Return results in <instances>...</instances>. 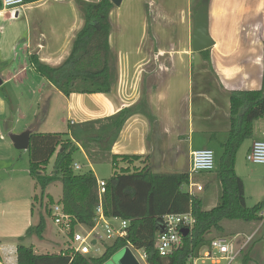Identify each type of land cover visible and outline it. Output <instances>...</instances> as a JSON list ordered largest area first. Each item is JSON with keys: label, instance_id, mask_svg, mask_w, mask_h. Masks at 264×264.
<instances>
[{"label": "crops", "instance_id": "crops-1", "mask_svg": "<svg viewBox=\"0 0 264 264\" xmlns=\"http://www.w3.org/2000/svg\"><path fill=\"white\" fill-rule=\"evenodd\" d=\"M80 1L99 0H40L18 9L1 7L0 65L8 66V79L4 82L14 81L24 87L29 98L35 95L30 98L27 112L21 114L25 121L22 128L16 131L12 126L8 135L24 131L45 133L41 130L51 119L59 126L68 122L69 127L67 131L53 133L69 132L72 126L85 123H91L97 131L106 129L121 110L134 108V114L110 147L102 151L89 144L93 150L106 152L110 157L140 156V163L147 157V164L141 168L148 165L153 173L189 174L192 153L211 149L209 144L217 134H228L229 94L262 88L264 0H208L213 46L205 53L191 49L196 13L192 8L198 0H127L128 6H114L109 15L110 93L65 97L45 79L35 76L30 58L35 56L49 67H58L68 58L75 36L84 24ZM144 6L154 13L151 25L157 35L158 53L151 54L140 46L148 37L144 33L148 29L143 20ZM130 9L132 19L127 15ZM134 12L139 15L134 17ZM20 41L23 44L19 46ZM48 95H52L49 100ZM43 104L46 111L42 117ZM263 123L264 117L253 123L251 138L242 144L248 142L247 150L253 142L264 140V131L260 129ZM5 134L0 123V264H16V255L11 252L29 239L18 240L34 224L32 199L37 185L28 167L14 166V147ZM78 149L84 156L89 153ZM119 167L127 166L121 163ZM235 172L243 180L246 197L245 179L251 178L242 170L238 154ZM27 177L34 182L33 186ZM189 183L205 189V185L193 182L190 175ZM258 203L264 204V200ZM261 215L257 229L241 235L262 229L263 211Z\"/></svg>", "mask_w": 264, "mask_h": 264}, {"label": "trees", "instance_id": "trees-1", "mask_svg": "<svg viewBox=\"0 0 264 264\" xmlns=\"http://www.w3.org/2000/svg\"><path fill=\"white\" fill-rule=\"evenodd\" d=\"M38 1L24 0V4ZM113 7L109 0L79 2L84 24L75 36L68 58L60 66L49 67L31 56L30 63L37 75L65 97L71 94L110 93L112 53L109 15ZM229 105V130L227 138L220 144L221 153L216 157L214 172L219 193L214 208L202 209V201L182 189L189 183L188 173L158 174L146 166L130 168L129 165H134L142 158L111 155L112 167L117 171L105 181L101 205L107 218L127 222L126 235L105 245L102 255L96 258L75 253L69 247L59 253L36 254L31 246L18 244L16 264H105L127 246L143 252L147 264H188V258L197 256L199 250L212 239L228 236L227 226L234 225V222L260 223L264 204L258 203L251 207L246 204L243 180L235 172V159L241 145L251 138L253 123L264 117V41L262 88L232 91ZM134 112V108L121 110L110 120L106 129L97 131L91 128V123H85L72 126L65 133H30L26 151L29 175L39 187L41 199L50 184L60 182L62 193L57 203L72 219L69 238L77 225L85 228L94 226L95 210L99 205L97 179L91 171L74 172L73 153L79 150L78 147L88 150L87 144H93L102 151L108 149ZM144 159L147 160V157ZM51 160V170L47 173ZM121 163L127 167L120 168ZM46 198L49 206L55 204L50 195H46ZM187 212H191L194 219L190 235L183 238L179 250L161 257L154 244L162 218L168 214ZM47 214L50 216L49 209ZM45 227L46 219L41 215L37 223L30 226L25 236L18 240L21 242L30 235L42 239ZM247 263V256H243V264Z\"/></svg>", "mask_w": 264, "mask_h": 264}, {"label": "rangeland", "instance_id": "rangeland-1", "mask_svg": "<svg viewBox=\"0 0 264 264\" xmlns=\"http://www.w3.org/2000/svg\"><path fill=\"white\" fill-rule=\"evenodd\" d=\"M200 0L196 1L193 4V14L196 12V9L200 5ZM122 6H128L127 0H123ZM144 21L147 22L148 29L144 30V33L148 37L145 39L141 46V48H144V51H148L151 54L152 53H158V46H157V39L155 34V29L152 27L151 22L154 18V13L152 12L151 8L144 6ZM14 14V12H13ZM129 19H132V9L128 12ZM136 15H139L138 13L134 12V17ZM161 15V14H159ZM181 14H179V21H181ZM161 20H163L162 17H160ZM145 22V23H146ZM1 33V32H0ZM23 44V41L19 42V46ZM161 47V46H160ZM20 54V53H19ZM142 54V53H141ZM146 54V52H145ZM143 55V54H142ZM25 61V60H24ZM28 63V61L26 62ZM8 66L0 65V78L4 82L8 79V74L6 71ZM38 77V75H35ZM29 92H27L24 87L17 86L14 81L10 83H3L0 86V123L3 127V130L5 131V136L8 138V131L9 129L14 126L16 131H19L22 126L24 125L25 121L23 120V116L21 115L23 112L26 113L28 109V103L30 101V98L33 99L35 95H30L29 98ZM36 95H39L38 93ZM52 95H48V100L50 99ZM47 100V98H46ZM44 105V106H43ZM40 109V114L43 117L45 115V107L46 105L43 104ZM17 110L18 113L17 114ZM20 110V111H19ZM66 124V125H65ZM62 126H59L56 120H50L48 125L42 128L41 131H44L45 133L49 132H63L65 129L69 128L67 127L68 122H66ZM80 126V125H77ZM263 131H264V123L261 125ZM66 129V131H67ZM227 137V134H217V138L213 139L209 147L213 150L215 153V156L218 157L221 153V147L220 144L225 141ZM201 141V140H200ZM248 142L244 145H241L239 148L237 154H238V161L241 164L242 170L248 175L251 179H245V183L247 184V194H246V204L251 207L254 206L257 201L260 199L264 200V165H257V164H251L246 161V154L248 152L247 150ZM90 147V148H89ZM199 146L198 148H200ZM203 147H206L204 145ZM13 148V147H12ZM88 152L85 154H81V152L75 151L73 153L72 159L73 163L78 164L81 166L80 173H86L91 171L95 178L100 181H108L114 171H117L112 167L110 155H107L105 153H97L94 151L93 146L87 144ZM12 152L15 154V162L14 166L19 169H26L28 167V156L27 154L22 150H16L15 148L12 149ZM53 161L51 160L49 163V166L47 168V173L50 172L51 166ZM147 164L146 160L144 159L143 162H135L134 165H129L130 168H141V165ZM126 166V165H125ZM148 167V165H146ZM75 173H78V171H74ZM190 178L193 182H199L203 185H205V189L202 192H198L195 190H191L194 195L199 197L202 200V209L204 210H210L214 208L217 205L218 201V193H219V187L217 185L215 172H198V173H191L189 172ZM25 179V178H24ZM26 180H30V184L33 186V181H31L30 177H27ZM36 184V183H35ZM182 189L186 192H190L187 185H184ZM62 193V187L60 182H54L50 184L47 187V190L45 191V196L41 199L40 197V189L37 186V190L35 192V195L33 196V215H34V224L35 225L38 221L39 216H44L46 219V227L44 230V233L42 235V239L36 238L34 235H30L29 239H26L24 241L25 246H31L36 254H53V253H59L62 250H65L70 246V238L68 237V234L64 231H61L59 227H57L50 216L47 214V210L49 209V205L47 203L46 195H51L54 199V203H57L58 200L61 197ZM263 213H264V205H263ZM115 226H117L119 223L114 222ZM234 225L227 226V232L226 235L233 236L236 234H249L253 230L257 229L258 224H246L243 222H234ZM236 225V226H235ZM81 228H77L76 232L82 233ZM96 233L101 236V239L99 237H95L98 240V244L96 247L90 249V253L88 256L90 257H100L102 253L104 252V246L110 244L112 241L106 240L105 236L103 235L102 231L97 229ZM254 239L252 243L248 246V248L243 252V256H247L248 263L247 264H264V227L258 228V230L254 231ZM5 245V244H4ZM16 250V247L15 249ZM129 253L135 260L136 264H147L146 261L142 258V252L140 250H135L131 247H125L121 250H119L117 253H115L105 264H114V257L123 254V253ZM15 256V254H14ZM243 256H240L237 258V260L233 264H243ZM197 264H201V262H198ZM209 264V263H207Z\"/></svg>", "mask_w": 264, "mask_h": 264}, {"label": "built area", "instance_id": "built-area-1", "mask_svg": "<svg viewBox=\"0 0 264 264\" xmlns=\"http://www.w3.org/2000/svg\"><path fill=\"white\" fill-rule=\"evenodd\" d=\"M3 9H18L24 6V0H0ZM246 161L251 164L264 165V140H257L252 143L246 154ZM74 170H81L78 164H73ZM216 169V156L213 150L202 148L196 150L191 155V173L213 172ZM189 193L192 194L194 188L200 192L203 187L198 184L188 183ZM97 190L99 196V205L95 210L94 226L85 228L77 225L70 237V250L83 256H88L90 249L98 244L95 237H99L96 230L102 231L106 240L113 241L126 235L127 222L118 218H107L102 210L101 196L105 192V181L97 180ZM50 217L53 223L67 234L71 230V217L63 211L62 205L55 203L49 207ZM118 222L115 226L113 223ZM194 225V219L191 212L184 214H168L162 218L160 230L155 239L154 248L161 257L171 255L179 250L183 245V236L181 230L188 229L189 234ZM81 228L82 233L76 232ZM95 236V237H93ZM254 239V234L216 237L210 241L207 246L201 248L197 256L188 258V264H233L238 257L243 256V252L248 248ZM93 242H95L93 244ZM16 255V250L11 252ZM9 257H10V253ZM142 258L146 256L142 252Z\"/></svg>", "mask_w": 264, "mask_h": 264}, {"label": "water", "instance_id": "water-1", "mask_svg": "<svg viewBox=\"0 0 264 264\" xmlns=\"http://www.w3.org/2000/svg\"><path fill=\"white\" fill-rule=\"evenodd\" d=\"M115 7H119L123 0H109ZM213 46V40L209 35L208 23V0H201L199 7L194 15V30L191 38V49L198 53L205 51ZM2 80L0 78V86ZM30 131L19 134H10L9 140L16 150L27 151L29 146ZM185 238L189 234L188 229L181 230ZM95 242H93L94 244ZM114 264H136L134 258L129 253L119 254L114 257Z\"/></svg>", "mask_w": 264, "mask_h": 264}]
</instances>
